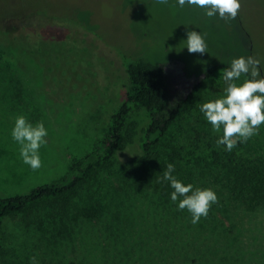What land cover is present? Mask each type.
Returning <instances> with one entry per match:
<instances>
[{
  "label": "rangeland",
  "instance_id": "rangeland-1",
  "mask_svg": "<svg viewBox=\"0 0 264 264\" xmlns=\"http://www.w3.org/2000/svg\"><path fill=\"white\" fill-rule=\"evenodd\" d=\"M240 3L237 17L225 21L209 18L195 6L180 8L174 0L167 4L158 0H0V31L15 29L8 38L0 32V195L25 193L56 180L66 174L73 158L92 150L106 128L107 115L124 99L128 55L164 63L175 96L185 98L196 89L174 125V134L184 137L181 127L187 129L188 140L208 150L206 160H212L213 152L225 151L216 144L218 134L205 121L200 106L220 98L226 87L224 69L208 76L205 69L218 62L230 63L246 50L239 19L250 32L253 57L261 62L264 73V0ZM189 31L204 35L206 53L188 52ZM27 48L33 54L31 60L24 52ZM13 55L16 64L4 58ZM18 115L33 124L43 121L48 129L47 144L40 149L42 167L35 171L22 163L19 146L11 137ZM133 118L137 131L146 126L144 112ZM252 138L264 144V125ZM139 153L136 139L118 153L116 168L133 164ZM218 167L208 168L205 175L224 182V167ZM258 207L240 208L236 220L239 227L245 222L247 227L258 226L261 233L244 256L239 255L248 264H264V209ZM36 212L30 209L6 221L8 250L20 247L24 236L15 237L18 225ZM105 231L102 237L109 234ZM79 245L82 249V242Z\"/></svg>",
  "mask_w": 264,
  "mask_h": 264
},
{
  "label": "trees",
  "instance_id": "trees-1",
  "mask_svg": "<svg viewBox=\"0 0 264 264\" xmlns=\"http://www.w3.org/2000/svg\"><path fill=\"white\" fill-rule=\"evenodd\" d=\"M239 24L248 42L242 56L253 57L250 32L240 19ZM4 29L0 32L6 38L15 31ZM4 58L16 64L15 55ZM124 64V99L107 115L106 128L92 150L73 158L66 174L56 180L25 193L0 195V264H30L33 256L38 264H248L239 255L261 233L258 226L243 222L239 227L236 220L242 207L264 209V144L251 138L237 150L213 152L212 160H206L208 150L190 142L187 129L181 127L184 137L174 134L196 89L185 98L175 96L164 63L128 55ZM229 65L215 63L205 75ZM141 112L148 120L137 131L133 117ZM136 139L140 153L134 163L116 168L118 153ZM168 163L185 184L211 187L218 196L197 224L191 223L186 209L178 210L171 202L172 189L160 180ZM218 165L224 167V182L205 175ZM30 209L36 214L15 232L16 238L24 236L20 247L8 250L6 221ZM104 230L109 234L102 237Z\"/></svg>",
  "mask_w": 264,
  "mask_h": 264
},
{
  "label": "clouds",
  "instance_id": "clouds-1",
  "mask_svg": "<svg viewBox=\"0 0 264 264\" xmlns=\"http://www.w3.org/2000/svg\"><path fill=\"white\" fill-rule=\"evenodd\" d=\"M167 4L169 0H158ZM176 6L186 5L204 10L207 17L218 16L221 20H234L241 7L240 0H174ZM186 48L189 53L204 54L207 43L200 32L187 33ZM244 77L243 81H240ZM225 82L224 94L217 99L209 100L200 106L205 121L217 133L216 144L223 145L231 152L238 144L247 143L259 133L264 125V76H261V62L252 57L233 58L230 65L222 72ZM48 129L43 121L33 124L24 115L15 118L11 137L16 142L19 158L32 170L42 167L40 149L47 144ZM175 165L168 163L161 182H167L172 189L170 200L178 210H187L191 214V223H199L207 217L210 208L218 202L216 192L211 188L196 187L185 184L173 173ZM30 264H38L36 257L30 258Z\"/></svg>",
  "mask_w": 264,
  "mask_h": 264
}]
</instances>
